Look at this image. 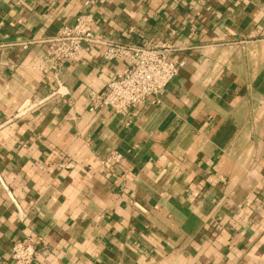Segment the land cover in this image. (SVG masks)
<instances>
[{
  "label": "crops",
  "instance_id": "obj_1",
  "mask_svg": "<svg viewBox=\"0 0 264 264\" xmlns=\"http://www.w3.org/2000/svg\"><path fill=\"white\" fill-rule=\"evenodd\" d=\"M76 18L184 62L159 102L90 112L125 66L101 46L50 74ZM25 237L32 264H264V0H0V264Z\"/></svg>",
  "mask_w": 264,
  "mask_h": 264
},
{
  "label": "built area",
  "instance_id": "obj_2",
  "mask_svg": "<svg viewBox=\"0 0 264 264\" xmlns=\"http://www.w3.org/2000/svg\"><path fill=\"white\" fill-rule=\"evenodd\" d=\"M92 24L90 19L76 18L72 26L63 27L55 36L37 42L44 47L50 74L56 76L62 66L80 62L93 47L101 46L104 62L122 61L125 66L100 92L89 93L88 110L107 109L128 120L136 118L148 99L159 102L184 62L170 60L171 50L165 45L138 46L106 41L94 34ZM121 158L119 153L113 152L108 161L118 163ZM40 243L37 237L16 240L9 250L11 263L32 264Z\"/></svg>",
  "mask_w": 264,
  "mask_h": 264
}]
</instances>
